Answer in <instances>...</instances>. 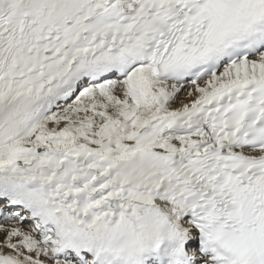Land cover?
<instances>
[{"label": "snow or ice", "instance_id": "1", "mask_svg": "<svg viewBox=\"0 0 264 264\" xmlns=\"http://www.w3.org/2000/svg\"><path fill=\"white\" fill-rule=\"evenodd\" d=\"M0 264H264V0H0Z\"/></svg>", "mask_w": 264, "mask_h": 264}]
</instances>
